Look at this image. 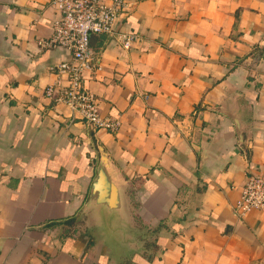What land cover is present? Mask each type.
I'll use <instances>...</instances> for the list:
<instances>
[{
	"label": "crops",
	"instance_id": "crops-1",
	"mask_svg": "<svg viewBox=\"0 0 264 264\" xmlns=\"http://www.w3.org/2000/svg\"><path fill=\"white\" fill-rule=\"evenodd\" d=\"M126 3L131 48L91 38L110 133L45 97L50 0H0V264H264V210L233 213L264 173V0Z\"/></svg>",
	"mask_w": 264,
	"mask_h": 264
},
{
	"label": "built area",
	"instance_id": "built-area-1",
	"mask_svg": "<svg viewBox=\"0 0 264 264\" xmlns=\"http://www.w3.org/2000/svg\"><path fill=\"white\" fill-rule=\"evenodd\" d=\"M50 5L59 16L52 23V37L41 44L67 50L71 60L58 66V78L47 86L45 97L54 104L65 105L71 112V122L77 119L94 132L116 133L121 122L102 114L98 98L87 88L86 80L90 72L101 69L91 45L92 36L108 35L126 49L135 41L134 35L117 27L118 18L127 7L126 0H50ZM260 210H264V173L251 171L233 213L243 220Z\"/></svg>",
	"mask_w": 264,
	"mask_h": 264
}]
</instances>
